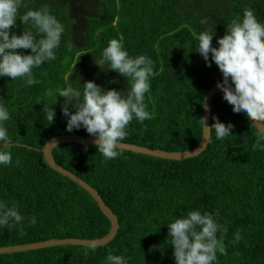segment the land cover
Returning <instances> with one entry per match:
<instances>
[{"label":"trees","instance_id":"1","mask_svg":"<svg viewBox=\"0 0 264 264\" xmlns=\"http://www.w3.org/2000/svg\"><path fill=\"white\" fill-rule=\"evenodd\" d=\"M19 14L47 6L64 26L55 59L33 69L38 83L27 87L20 78L0 77V105L10 118L4 122L12 163L0 166V203L16 206L22 217H36L35 225L0 228V246L27 244L52 238L97 239L111 223L92 195L67 176L52 169L43 147L62 134L88 135L81 128L66 131V118L57 97L54 123L47 125L43 105L55 102L68 86L82 91L94 80L124 94L126 77L114 70L100 71L94 63L111 39H120L131 56L144 54L154 64L146 94L150 120L133 119L124 142L168 151L199 145L203 134V106L207 91L222 79L215 63L206 66L196 51L197 36L216 31L213 45L232 20L245 9L264 23V0H24ZM205 19L206 24L200 21ZM35 29L17 18V34ZM25 54L30 49L18 50ZM117 81L112 83V81ZM40 101L39 103H37ZM70 110L72 106L69 105ZM213 117L233 125L232 135L216 140L198 156L169 160L121 149L104 160L94 145L57 146L56 161L94 186L118 215L117 236L103 246L59 245L0 254V264H106L109 251L128 264H175L168 244L167 224L199 209L219 214L226 253L216 264H264V151L254 148L258 130L235 114L223 94L214 96ZM240 239L233 243L235 234ZM218 234V237L219 238ZM151 245L157 249L149 251ZM95 249V250H93Z\"/></svg>","mask_w":264,"mask_h":264},{"label":"clouds","instance_id":"2","mask_svg":"<svg viewBox=\"0 0 264 264\" xmlns=\"http://www.w3.org/2000/svg\"><path fill=\"white\" fill-rule=\"evenodd\" d=\"M21 7H27L24 0H0V77L20 78L24 86L31 87L38 83L33 69L55 59L64 26L47 6L28 10L23 15L19 14ZM18 17L23 25L30 24L35 33L25 29L20 34L12 31ZM200 23L206 24L207 21L202 19ZM214 36L216 31L206 28L197 36L195 50L206 66L217 65L222 74L217 87L223 99L232 106L235 114H246L250 126L259 130L253 147L264 151V131L259 126L264 125V23L259 22L251 10L245 9L242 18L234 19L226 26L225 34L216 40L215 45ZM23 49H30V53L18 51ZM94 63L100 71L114 70L126 77L130 85L127 93L115 88L106 89L94 80H88L82 84V91L68 86L56 94L49 89L45 95H55V102H46L42 112L47 125L54 123L56 110L53 105L57 103L58 96L64 97L61 112L66 118V131L83 128L94 138V147L107 161L121 155L120 145L126 140L127 128L133 119L143 124L152 118L147 110L146 94L150 92L154 64L144 54L131 56L120 39L109 40ZM9 118L8 109L0 105V146L5 148L10 141L4 122ZM213 119L215 122L208 126L203 118V135L207 129L208 140L213 131L216 140L232 135L231 123L225 124L216 117ZM82 143L84 151H87L88 143ZM11 163V153L0 150V166ZM220 220L219 214L213 216L194 209L166 223L170 238L167 242L170 241L168 244L173 247L175 264H216L217 255L226 253L224 234L227 226H221ZM22 221L25 226L35 225L36 217H22L16 206L0 203V228H12ZM239 239L237 232L232 242ZM158 247L151 245L149 251ZM105 261L106 264H128L124 256L114 255L112 251L108 252Z\"/></svg>","mask_w":264,"mask_h":264},{"label":"water","instance_id":"3","mask_svg":"<svg viewBox=\"0 0 264 264\" xmlns=\"http://www.w3.org/2000/svg\"><path fill=\"white\" fill-rule=\"evenodd\" d=\"M222 93L221 90L217 87V84L210 88L204 99L203 106V118H205V122L208 126L212 125V101L215 95ZM244 118L250 123L246 114L243 115ZM261 130L264 131V125H259ZM257 129V128H256ZM258 130V129H257ZM259 132V130H258ZM208 130H205L204 135L202 134V139L199 145L194 148L185 151H168L159 148H150L147 146H142L138 144H132L128 142H123L120 146H122L123 150H129L137 153L146 154L153 157L169 159V160H183L192 157H196L200 155L209 145L210 139L208 140ZM212 136V134H211ZM87 142L88 145H94V138L89 135L82 134H62L56 136L49 140L45 146L43 147V153L45 156L46 163L54 170L59 173L67 176L74 182L78 183L84 189H86L94 198V200L98 203V206L102 210V212L107 216L110 220L111 228L109 232L100 238L97 239H86V238H75V237H67V238H52L48 240L27 243V244H16L9 246H0V254L4 253H13V252H21V251H29L42 249L47 247L59 246V245H83V246H103L111 242L118 234L120 229V222L118 215L113 211V209L105 202L102 195L99 191L88 183L85 179L75 174L74 172L66 169L61 164H59L54 156V149L57 146L68 144V143H81Z\"/></svg>","mask_w":264,"mask_h":264}]
</instances>
